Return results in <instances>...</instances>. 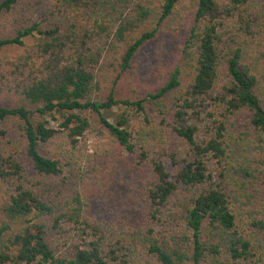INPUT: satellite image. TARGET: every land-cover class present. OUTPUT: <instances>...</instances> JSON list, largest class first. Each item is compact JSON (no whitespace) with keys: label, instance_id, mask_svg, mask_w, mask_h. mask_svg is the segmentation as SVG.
<instances>
[{"label":"trees","instance_id":"1","mask_svg":"<svg viewBox=\"0 0 264 264\" xmlns=\"http://www.w3.org/2000/svg\"><path fill=\"white\" fill-rule=\"evenodd\" d=\"M183 1H0V264H264L263 10L189 0L179 63L126 88ZM93 126L126 155L125 197L122 163L50 148Z\"/></svg>","mask_w":264,"mask_h":264},{"label":"rangeland","instance_id":"2","mask_svg":"<svg viewBox=\"0 0 264 264\" xmlns=\"http://www.w3.org/2000/svg\"><path fill=\"white\" fill-rule=\"evenodd\" d=\"M251 1L253 5L259 7L264 12V0ZM194 10L195 5L191 1L185 0L181 2L175 10L174 14L169 18V20L160 27L155 38L139 51L134 59V63L136 66L135 74L131 76L132 79L129 80V83L126 86L127 90H135L136 94L143 96L148 88L156 86L161 76H163L170 68L179 63V49L187 39L189 29L193 23ZM259 86L261 93H264V85L261 84ZM104 115L107 119H109L110 122L112 121L113 113L111 111L104 112ZM50 125L55 127L57 124L51 121ZM148 132L153 136L152 132ZM153 137V142L161 140L158 136ZM234 140L235 135L229 132L227 135V142H229V149L235 155L238 151L241 150L244 145H242V147L239 149L238 146L240 145L237 146V144L239 143L236 142V144ZM150 145L152 146V144ZM50 148L55 153L61 152L64 155V158L68 160L70 159L74 164L76 163L78 155H84L85 153L90 155L96 154V157H99V160H116L122 163V178L118 176L116 182L115 180L113 181V187H115L120 192L122 191V195H124L123 190L126 186L125 181L128 177V175H126V155L124 153H122V156L121 154H115L113 152L115 150L113 149V142L109 141L105 136L101 135V131L97 128V126H93L88 134H86L84 138L80 139L77 148H75L76 150L78 149L77 151H72L71 146L67 145L63 137H60L59 140L55 141ZM78 164H81V161L75 165L76 168L78 167ZM165 165L166 170L171 175H173L174 168L171 166L169 161L165 160ZM209 167H212L211 161H209ZM114 194L117 195V201H114L109 196L107 200H105L104 202H99L97 204V207H95L97 211L95 212L97 216L96 218L99 219V221L102 220L106 225L111 222L116 213V206L120 204L118 202L119 193L115 191ZM124 201L122 199V210L126 206V203ZM248 206L249 205H247L246 208H248ZM261 210H264V207H262ZM252 243L255 248H257V252L262 254V258L264 260V252L261 250V244L259 243V241L256 238H253Z\"/></svg>","mask_w":264,"mask_h":264}]
</instances>
